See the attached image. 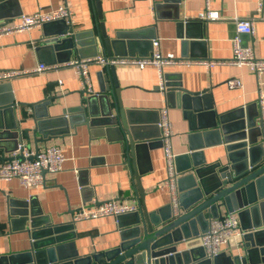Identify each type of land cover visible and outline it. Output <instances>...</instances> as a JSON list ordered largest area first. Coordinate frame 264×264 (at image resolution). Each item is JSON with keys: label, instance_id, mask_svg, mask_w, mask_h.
Returning a JSON list of instances; mask_svg holds the SVG:
<instances>
[{"label": "crops", "instance_id": "crops-1", "mask_svg": "<svg viewBox=\"0 0 264 264\" xmlns=\"http://www.w3.org/2000/svg\"><path fill=\"white\" fill-rule=\"evenodd\" d=\"M259 1L262 3L260 9ZM99 2L101 20L96 15L94 0L2 1L0 21L16 20L22 14H31L40 9L67 6L75 15L72 31L78 35L82 47L78 48L80 54L43 47L44 41L49 38H45L42 26L2 36L0 71L29 70L39 64H60L103 55L100 47L92 55L89 46V33L92 32L96 37L100 22L109 37H114L115 33H138L124 39L131 43L133 54L117 57H145L152 52V41L157 40L159 52L163 56L214 61L218 64L209 68L202 64H175L162 69L166 83H179L190 92L206 91L195 100L181 99L175 94L167 98L165 93H160L157 90L158 70L154 66L143 69L121 65L114 67L120 102L128 113L127 119L133 131L138 135L144 134L145 141H148L135 151L134 157L130 156L123 141L116 140L114 131L105 134L100 132L104 129L102 127L82 124L79 108L84 104L87 93L82 89L75 68L59 67L8 81L19 127L22 131L31 130L28 139L23 136L19 144L32 151L58 146L65 161L60 172L45 174L43 187L25 188L16 179L0 181V256L23 253L29 249L26 233L12 232L8 228V199L29 201V209L35 211L41 220L70 222L73 213L80 207L91 206L92 199L98 202L113 200L138 207L140 193L134 178L137 173L147 211L170 203L169 190L164 185L166 166L163 150L161 145L156 144L158 137L154 136L153 129L162 107H167L174 155L186 151L189 134L197 135L214 125L232 131L247 118L254 120L259 127L254 139L257 143L263 142L264 115H261L258 100L260 94L264 98V72L256 74L247 66L238 67L227 62L232 57V40L236 36L235 18L253 22L254 33L252 37L242 36V45L249 46L255 57L264 59V0ZM206 11L215 13L216 18H200ZM102 70L96 63L88 65L94 93L100 91L99 72ZM230 79L239 81L240 86L229 89L226 81ZM107 96L114 111L116 97L112 89L107 92ZM6 97L1 96L2 100ZM8 116L12 120V114ZM196 140L202 139L196 137ZM0 145L10 149L11 139L0 137ZM201 151L207 164L224 162L225 150L221 144L205 147ZM10 153L0 150V159L7 158ZM258 153L259 150L254 151L253 156ZM185 176H178L176 180L178 195L180 191H186L191 183L188 178L183 180ZM226 212L225 208L221 209L222 214ZM235 215L240 228L241 219ZM73 231L77 234L74 247L80 255L106 251L119 242L120 229L114 217L78 222ZM133 235L129 233V236ZM236 241L237 238L225 249L227 254H230L231 247L239 245L240 241L238 244Z\"/></svg>", "mask_w": 264, "mask_h": 264}, {"label": "water", "instance_id": "water-1", "mask_svg": "<svg viewBox=\"0 0 264 264\" xmlns=\"http://www.w3.org/2000/svg\"><path fill=\"white\" fill-rule=\"evenodd\" d=\"M94 5L101 20L99 0H94ZM55 25L60 27L54 28L57 27ZM98 26L96 37L89 33L92 55L96 54L98 47L105 57L133 54L131 43L124 39L138 33H115L114 37H109L103 23ZM42 27L45 38H49L44 41L43 47L79 53L78 48L82 44L78 35L73 34L72 27L64 21L48 22ZM99 81L100 91L87 94L79 108L81 122L87 127H102L104 129L100 132L105 134L114 131L116 140L123 141L130 156L134 157L135 151L148 141H145L144 134L138 135L133 131L127 119L128 113L120 102L114 67L109 66L99 72ZM165 87L167 98L175 94L181 99L195 100L206 93L187 91L179 83H165ZM110 89L116 97L114 111L107 96ZM1 96L7 97L2 100ZM10 113L12 120L8 118ZM157 120L153 129L154 136L159 137ZM258 130L255 121L247 118L232 131L214 125L197 135L189 134L186 151L176 155L174 161L179 177L187 175L183 180L188 178L191 183L186 191L179 190L181 193L175 208L168 203L154 211H147L140 177L135 173L140 193L138 211L115 217L120 229L119 242L106 251L80 255L74 247L76 223L41 220L35 211L29 209V201L8 199V228L12 232L26 233L29 249L23 253L0 256V264H264V150L253 137ZM29 131H22L19 127L9 83H0V137L9 138L12 143L10 149L0 145V150L3 153L12 152L23 136L28 139ZM196 137L202 140H196ZM157 142L160 145L159 140ZM220 144L225 150L224 162L207 164L201 150ZM256 150L259 153L253 156ZM45 174L42 173L43 178ZM222 208L237 214L242 222L240 230L243 234L239 245L230 248V254L221 252L206 258L199 245V235L206 231L208 219L217 217ZM131 232L135 235L129 236Z\"/></svg>", "mask_w": 264, "mask_h": 264}, {"label": "built area", "instance_id": "built-area-1", "mask_svg": "<svg viewBox=\"0 0 264 264\" xmlns=\"http://www.w3.org/2000/svg\"><path fill=\"white\" fill-rule=\"evenodd\" d=\"M261 1L258 2L259 9ZM74 13L67 6L61 5L48 10H38L31 14H22L16 20L0 21V37L13 33L29 31L41 27L43 24L52 21H64L72 27L74 23ZM200 18L215 19L216 14L206 11ZM236 36L232 40V57L227 62L234 66H247L256 74L264 72V59L255 57L249 46H243L241 37H252L254 33L253 22L248 19L235 18ZM158 41H152V52L145 57H105L97 55L84 59L70 60L65 63L45 65L39 64L35 69H18L0 71V83L8 82L15 77L28 75L31 73H42L45 71L56 70L59 67H73L76 69L77 76L82 84V89L87 94H93L91 80L88 72V65L96 63L101 69L109 66H134L143 69L146 66H154L158 70L157 90L165 93V79L162 69L175 64H202L206 67L218 64L214 61H191L176 59L172 55H161L158 49ZM229 89L240 86L239 81L230 79L226 81ZM261 115H264V98L262 94L258 100ZM156 126L159 131L158 140L163 150L166 166L165 187L169 190L170 204L175 208L178 204V192L176 191V180L179 173L175 169V156L171 148L172 128L168 119L167 107H162L158 111ZM264 150V139L262 142ZM21 156V157H20ZM65 157L58 146L52 145L41 150L32 151L26 149L23 144H18L10 155L0 162V181L7 182L16 179L22 187L38 188L44 186L42 173L55 174L62 170ZM138 211L134 204H122L116 201L98 202L91 200V206H82L72 215V222L78 223L86 220H96L103 217H116L127 213ZM175 214V213H174ZM242 231L237 223L235 212L220 213L217 217L209 218L206 231L199 235V245L204 251L206 258H212L225 249L237 238V244L242 236Z\"/></svg>", "mask_w": 264, "mask_h": 264}]
</instances>
